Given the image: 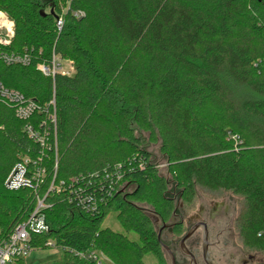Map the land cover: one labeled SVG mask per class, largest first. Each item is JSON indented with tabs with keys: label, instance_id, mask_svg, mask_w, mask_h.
<instances>
[{
	"label": "trees",
	"instance_id": "trees-1",
	"mask_svg": "<svg viewBox=\"0 0 264 264\" xmlns=\"http://www.w3.org/2000/svg\"><path fill=\"white\" fill-rule=\"evenodd\" d=\"M0 11L15 23L2 50L32 58L28 66L0 62V83L49 109L22 121L14 105L0 101V243L37 206L33 190L5 186L29 158V170L45 173L40 196L55 188L43 211L50 230L32 234L31 244L68 249L55 264H92L71 252L92 250L114 264H144L148 254L162 262L149 213L171 221L170 183L187 204L199 188L241 197V239L264 253V0H0ZM54 54L73 63L72 76L52 79L38 70ZM53 100L56 126L49 119ZM27 125L42 134L50 129L47 147ZM134 127L161 142L171 182ZM120 165L121 190L108 197L106 183L95 179L98 211L80 209L71 179ZM62 182L69 190L58 192ZM111 213L124 233L103 227Z\"/></svg>",
	"mask_w": 264,
	"mask_h": 264
},
{
	"label": "built area",
	"instance_id": "built-area-1",
	"mask_svg": "<svg viewBox=\"0 0 264 264\" xmlns=\"http://www.w3.org/2000/svg\"><path fill=\"white\" fill-rule=\"evenodd\" d=\"M67 8L64 9L66 12ZM74 16L77 18H82L84 13L81 11L75 12ZM64 14L60 15L56 20V27L59 32L62 31L64 26ZM15 36V23L8 17V15L0 11V62L7 65H24L28 66L31 64L32 58L28 53L15 54L6 53L3 51V47H8L11 45L12 40ZM69 64V68H65V64ZM38 70L47 78L55 79L57 75L72 76L74 73L73 63L71 61L65 60L58 55H53L50 63H41L38 65ZM0 101L9 102L15 106V114L18 119L22 121H29L35 113H42L45 111L49 112V109H43L39 107L35 100L26 99L21 93L15 90L6 88L0 83ZM49 106L54 109L49 114V119L53 126H56V112H55V100L51 101ZM26 131L29 136L41 144L42 147L48 146V138L50 136L49 131L46 130L45 133L36 131L32 125H27ZM31 163L29 158L22 159L21 162L13 168L9 176L5 181V186L11 191H18L20 189H31L35 192L37 197V206L33 213L30 215L29 219L19 224L10 237L0 243V264H19L30 255L34 250H54L61 252L62 254L68 249L63 247H58L54 241H49L46 244V249H35L32 247L31 239L32 234L41 235L43 233H48L50 228L46 222L44 210L48 208L46 203V198L50 192L55 190L54 184L51 185L47 195L42 198L40 196L41 186L44 183L45 173L42 170L33 172L28 169ZM124 174L122 173V166H118L114 172L107 169L103 171V175L99 173L84 175L80 177H75L71 179V188L77 185V188H73L74 193L72 196H76L77 206L87 213L95 214L98 211L99 201L97 199V191L101 188H97L95 179L100 181V184L106 183L107 189H102L106 191L108 197H112L115 192L120 191L123 187L120 186L117 190V185H119L124 179ZM58 192L67 191L66 184L64 182L56 189ZM71 200L74 197L69 196ZM100 202H103L101 200ZM79 259L85 260L92 264H114L104 253L92 250L86 253L71 251Z\"/></svg>",
	"mask_w": 264,
	"mask_h": 264
},
{
	"label": "flooded vegetation",
	"instance_id": "flooded-vegetation-1",
	"mask_svg": "<svg viewBox=\"0 0 264 264\" xmlns=\"http://www.w3.org/2000/svg\"><path fill=\"white\" fill-rule=\"evenodd\" d=\"M171 199L175 201L174 198ZM178 202L179 207L175 208L169 224L163 223L157 216L159 221L154 223L161 247L166 252L168 264H208L204 250L205 232L208 259L212 264H257L254 255L257 252L247 248L241 239L238 228L240 215L235 218L230 201L199 200L198 209L190 214L188 213L190 204L185 203L181 195ZM159 223H162V226L159 227ZM196 225H198L197 230L185 242L184 252L181 249L184 237L178 238L176 228L179 226L183 229L188 228V233Z\"/></svg>",
	"mask_w": 264,
	"mask_h": 264
},
{
	"label": "rangeland",
	"instance_id": "rangeland-1",
	"mask_svg": "<svg viewBox=\"0 0 264 264\" xmlns=\"http://www.w3.org/2000/svg\"><path fill=\"white\" fill-rule=\"evenodd\" d=\"M69 64H65V68L68 69ZM135 133L136 135L141 139L142 141V147L149 152L152 155V159L153 162L155 164H157L159 166V171L162 175H164L169 182H171V176L168 173V162H167V158L166 156H164L161 152V142H152L150 140V134L148 132L142 131L137 127H134ZM134 187H132L131 189H133ZM168 197L174 198L176 203V207H179V196H180V190L178 188H176L174 183H170L169 186V190L167 193ZM221 199H226L228 201H230L232 209H233V213L235 215V218H237L242 210V201L243 199L239 196L234 195L231 192H225V191H219V192H213V191H208V190H202V189H198L197 190V194H196V198L194 200V202H196V205L194 206V202L190 205H188V213H194L197 209H198V204L197 202L199 200L203 201H218ZM137 206L139 207H144L145 204H140V203H136ZM146 207V206H145ZM150 211V207H147ZM149 216L151 218H153L154 215L152 212L149 213ZM169 224V222L167 223ZM162 226V223H159V227ZM104 228H110L115 232H119V233H124V230L122 228V226L120 225L118 219H117V214L116 213H111L105 220L104 224H103ZM188 231V228L184 229V233L179 236L178 238H183L186 233ZM236 235L238 236V232L236 233ZM129 237L136 241L138 240V237L136 234L134 233H130ZM254 251V250H253ZM255 253V257H256V263L257 264H264V253L262 252H258ZM63 254L61 252L58 251H54V250H34L30 253V255L25 259L26 264H55L58 261H60V259L62 258ZM162 256H163V260L162 262H160V259L152 254H148L147 256L144 257V264H168V258L166 256V252L164 250H162Z\"/></svg>",
	"mask_w": 264,
	"mask_h": 264
},
{
	"label": "water",
	"instance_id": "water-1",
	"mask_svg": "<svg viewBox=\"0 0 264 264\" xmlns=\"http://www.w3.org/2000/svg\"><path fill=\"white\" fill-rule=\"evenodd\" d=\"M53 14V12H52ZM153 222L154 223H158L159 219L154 216L153 218ZM198 225L194 226L183 238L182 242H181V249L182 251H186L185 249V242L191 238L193 236V234L195 233V231L197 230ZM207 246H208V242H207V233L205 232V243H204V250H205V257H206V261L208 264H212L211 261L208 259V254H207ZM165 249L170 253L169 249L167 247H165Z\"/></svg>",
	"mask_w": 264,
	"mask_h": 264
}]
</instances>
